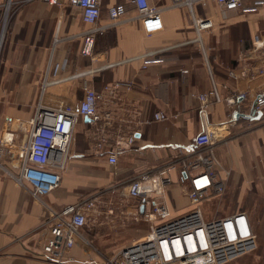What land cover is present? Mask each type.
<instances>
[{"label":"crops","instance_id":"crops-1","mask_svg":"<svg viewBox=\"0 0 264 264\" xmlns=\"http://www.w3.org/2000/svg\"><path fill=\"white\" fill-rule=\"evenodd\" d=\"M241 2L242 9L234 12H223L212 0L195 4L192 11H164L162 30L146 35L131 0H101L100 26L110 24V6L124 4L128 14L96 36L92 59L79 53L89 26L69 0H58L57 5L46 0L21 3L10 22L1 61L0 103L7 106L6 115L24 118L17 106L34 107L44 86L46 92L76 104L86 80L103 93L98 111L111 115L110 145L129 135L134 142L124 146L112 167L107 155L94 149L99 125L79 118L60 185L41 200L31 198L0 163V264H51L39 257L48 238L42 225L47 208L60 211L91 198L95 210L83 230L90 244L77 242L68 252V264H104L105 258L149 231L141 200L127 197V185L141 173L171 164L165 201L173 215L186 212L191 205L183 190L191 174L180 164L192 160L194 140L206 129L217 137L212 151L220 166L215 172L225 185L223 195L231 184L237 186L238 202L252 195L256 202L246 211L243 207L225 214L245 212L257 244L254 254L229 264H264V112L251 111L254 98L264 91V77L250 78L251 72L264 68L251 52L255 41L264 42V0ZM201 18L212 27L200 33L199 45L193 19ZM230 72L238 77L231 78ZM243 72L247 77H241ZM211 77L223 100L209 104L203 116L192 95L207 93ZM128 81L133 82L130 90L124 89ZM115 82L123 87L112 97L104 87ZM240 93L246 97L236 106L226 104L225 99ZM157 112L167 120L152 121ZM229 114H235L234 122L228 121Z\"/></svg>","mask_w":264,"mask_h":264},{"label":"built area","instance_id":"built-area-1","mask_svg":"<svg viewBox=\"0 0 264 264\" xmlns=\"http://www.w3.org/2000/svg\"><path fill=\"white\" fill-rule=\"evenodd\" d=\"M50 5H57L58 0H46ZM165 5H157L150 0H131L136 19L146 35L162 30L161 15L171 9L187 8L192 11L195 4H204L207 0H167ZM223 12H234L242 9L241 0H212ZM81 12L83 23L89 26L83 33L79 53L92 59L95 38L109 26H115L127 19L128 10L124 4L110 6L107 15L110 24L99 25L101 17V0H69ZM197 34L195 43L201 45L200 33L212 27L208 19H193ZM258 60L264 64V42L255 41L251 49ZM210 75V74H209ZM236 79L234 72L228 74ZM247 73H241V77ZM264 77V68L251 72L250 78ZM46 85V83L44 84ZM83 97L72 104L69 100L52 95L41 89L40 96L34 105L33 113L28 120L14 119L7 121L15 129H10L2 138L0 145L14 158L11 149L18 155L17 172L6 173L16 184L27 192L31 198L41 200L58 189L61 174L65 171L70 156L74 128L79 118L84 117L92 124H98L94 149L107 155V162L114 167L117 157L124 146H130L134 137H121L110 145L107 130L111 128V115H101L98 103L103 100L102 92H95L86 80L82 82ZM123 87L115 82L104 87V92L114 96ZM133 82L128 81L124 89L130 90ZM199 102V111L205 116L209 104L220 103L223 98L219 86L211 77V88L207 93L192 95ZM246 94H235L225 102L236 106ZM253 113L264 112V91L260 92L251 105ZM167 120L165 114L157 112L152 121ZM229 122L235 121V114H229ZM196 152L190 162L182 161L180 168L190 173L184 195L191 208L184 213L173 215L165 201L166 188L170 183L169 174L174 164L166 166L155 173L144 172L134 178L126 187L128 198L141 200L144 207L142 218L149 225L148 234L104 259V264H229L257 248L256 236L252 230L248 215L237 211L223 217L206 219L201 209L202 203L222 196L224 183L218 178L215 169L220 168L214 158L212 147L217 137L210 130H205L194 140ZM18 143V144H17ZM9 146V147H7ZM95 210L94 198L82 200L75 205L64 207L60 211L47 208L43 228L48 238L40 252V258L51 264H68L71 258L68 252L77 242L89 246L84 235L89 214Z\"/></svg>","mask_w":264,"mask_h":264},{"label":"rangeland","instance_id":"rangeland-1","mask_svg":"<svg viewBox=\"0 0 264 264\" xmlns=\"http://www.w3.org/2000/svg\"><path fill=\"white\" fill-rule=\"evenodd\" d=\"M26 0H4L3 4L0 7V73L2 71V63L3 61V48L5 45L6 37L8 35V30L10 27V22L12 16L17 12V9L21 5L22 2ZM12 106H9L11 108ZM18 109L22 110V113L25 115L24 118H18L22 121L28 120L30 116L33 113V105H23V106H17ZM7 106L0 103V142L2 141V138H7V133L10 131V129L16 128V123L12 124L11 126L8 124L7 121L14 120L12 117L6 115V109ZM8 116V117H7ZM7 117V118H6ZM18 144V143H17ZM9 147V146H7ZM12 153L15 155L14 158H12L11 154H8L4 147L0 145V163L4 164L5 170H7L10 173H16L17 172V160L18 155L14 151V148L11 149ZM237 186L228 184L227 190L225 194L210 203H202L201 209L204 213V217L206 218H212V217H223L226 213H230L232 211H236L238 209H243L246 211L250 205L254 206L255 201L254 195L251 196L252 199H249L246 197L245 200L247 201H241L238 202L236 191ZM247 208V209H246ZM91 222L88 221L87 224H90ZM255 252H252L254 254ZM250 253V255H252ZM249 255V254H248ZM251 256H248L250 258ZM250 264V263H248Z\"/></svg>","mask_w":264,"mask_h":264},{"label":"trees","instance_id":"trees-1","mask_svg":"<svg viewBox=\"0 0 264 264\" xmlns=\"http://www.w3.org/2000/svg\"><path fill=\"white\" fill-rule=\"evenodd\" d=\"M14 17V15L12 16V18ZM12 18H11V20H12Z\"/></svg>","mask_w":264,"mask_h":264}]
</instances>
